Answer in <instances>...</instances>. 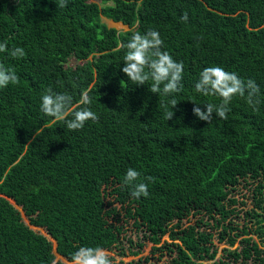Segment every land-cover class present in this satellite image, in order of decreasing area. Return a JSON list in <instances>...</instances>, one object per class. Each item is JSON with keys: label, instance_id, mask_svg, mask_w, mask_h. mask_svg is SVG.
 <instances>
[{"label": "trees", "instance_id": "16d2710c", "mask_svg": "<svg viewBox=\"0 0 264 264\" xmlns=\"http://www.w3.org/2000/svg\"><path fill=\"white\" fill-rule=\"evenodd\" d=\"M101 2L68 0L58 8L55 0H0V42L9 51L26 52L22 59L0 52V65L20 78L0 89V264H71L72 254L84 246L118 248L126 255L121 244L130 221L154 249L168 250V264H264V0ZM185 12L187 22L181 20ZM103 16L129 29L109 26ZM149 28L159 31L164 50L184 64L175 109L172 97L133 84L121 71L123 45ZM73 57L81 61L76 66L68 65ZM211 66L254 79L259 111L236 96L228 120L215 113L209 124L199 120L193 102L204 111L205 104L222 102L195 91L200 72ZM48 88L71 95L76 110L90 107L99 122L69 131L44 115L41 96ZM84 92L90 105L80 104ZM165 104L175 113L170 121ZM129 168L142 181L154 178L144 181L147 198L130 194L132 186L124 183ZM248 180L257 182L261 211L247 212L257 226L244 225L233 234L231 224H223L221 238L228 236L234 245L242 236L241 245L217 257L204 216L222 224L234 210L229 204L237 201L233 189ZM197 213L199 221L184 226L183 219ZM30 225L44 228L66 260L57 259L53 242ZM169 230L178 241L158 247ZM141 239L128 238L132 254L141 251Z\"/></svg>", "mask_w": 264, "mask_h": 264}, {"label": "clouds", "instance_id": "9594fccd", "mask_svg": "<svg viewBox=\"0 0 264 264\" xmlns=\"http://www.w3.org/2000/svg\"><path fill=\"white\" fill-rule=\"evenodd\" d=\"M58 8H66L68 0H55ZM188 13L185 12L181 17L183 22L188 21ZM126 53L123 57L124 67L121 71L126 74L129 81L138 86L150 85L149 91L154 94L172 97L169 103L172 109L178 105L175 99V93L183 89L184 64L177 62L172 55L164 50V41L159 31L149 28L144 34L133 33L130 40L123 45ZM0 52H9V55L16 59H22L26 56L25 49L15 47L9 51L7 42H0ZM19 76L13 69L0 65V89L6 88L9 84H19ZM151 81V83H149ZM195 91L204 96H218L221 103L215 105L207 103L204 105L206 111L202 110L199 104L194 103L193 114L199 120L208 124L215 118L228 120V113L231 111L228 105L234 97L245 98L253 111H259L258 105L261 104L260 87L254 79H242L237 73L226 71L221 66L205 67L199 74V80L195 84ZM81 105H90L91 99L87 92L82 94ZM165 108V118L170 121L173 119L174 111ZM78 110L73 107V97L67 93H56L51 88L45 90L41 96L40 111L54 118L55 121L64 122L67 130H83L88 121L99 122V116L91 110L90 107H79ZM72 118L69 119L68 117ZM154 182V178L147 176L141 180V174L133 168L126 171L124 183L132 186L131 195L136 199L142 196H149L148 183ZM110 254L101 248L80 247L78 251L72 254L71 264H113ZM51 264H57L53 259Z\"/></svg>", "mask_w": 264, "mask_h": 264}, {"label": "rangeland", "instance_id": "374dc122", "mask_svg": "<svg viewBox=\"0 0 264 264\" xmlns=\"http://www.w3.org/2000/svg\"><path fill=\"white\" fill-rule=\"evenodd\" d=\"M99 2L101 5L103 4L101 0H93ZM103 21L109 22L110 25L117 27L119 30H127L129 29L128 25L123 24L122 22H112L111 19H107V17L103 16ZM108 24V23H107ZM80 60H77L76 58H71L68 62V65L70 66H76ZM257 182L253 181H243L239 185L235 187L232 191V197H234L237 201L235 203L229 204L228 207L234 208L233 212L230 214V216L223 221L222 224L214 225L215 221L211 218H209L208 215L204 216L205 221H209V226H204L211 230L214 233L213 241L215 244V247L218 248L217 257L222 255L224 253L225 248H236L240 247L241 243L239 240L242 236H239L237 238V241L234 245H231V243L227 238H221V233L223 231V224L228 225L229 223L233 227V229L228 228L229 233L236 234L239 232L238 228L241 229L244 225L249 226L251 229H255L257 224H255V221L251 216L247 213L248 211H251L252 209L256 208L259 211H261L260 208L256 206L255 203V194H256V187ZM23 213L24 219L27 223H29L28 217L25 215L23 209L21 206H17ZM122 204L118 205V208H121ZM121 214L123 215L125 212L123 208L120 209ZM202 217V214L197 213L190 215L188 218L183 219L184 226L191 224V223H197L199 221V218ZM178 221V219H174L171 223V226L175 224ZM126 230L123 235L124 243L122 242V246L124 247L126 251V255L119 254L120 249L114 248L113 250H106L110 256H114L115 259L112 260L113 264H129L130 262L134 261V264H168L171 261V254L168 253V250L166 248L161 249H154L155 243L150 240L149 238H144L143 233L139 232L134 225L132 224V221L125 224ZM33 229L36 231H39L43 234H46L48 238L53 242L54 249L56 248V240L52 238L50 235L47 234L46 230L42 227L30 225ZM170 226V227H171ZM177 229V228H176ZM171 231L169 230L166 235H164L161 239V242L157 243L158 247L164 246L165 241L168 242H177L178 240L172 239L170 236ZM250 235H253L255 239L260 241V239L257 237V234L251 233ZM132 237L135 242L138 240L143 241L144 246L142 247L141 251L138 254H132L130 252V245L128 238ZM141 237V238H140ZM138 245L134 244V247L132 249H138ZM57 259L66 260L63 256L56 254ZM141 259V260H140Z\"/></svg>", "mask_w": 264, "mask_h": 264}, {"label": "crops", "instance_id": "0c3cea01", "mask_svg": "<svg viewBox=\"0 0 264 264\" xmlns=\"http://www.w3.org/2000/svg\"><path fill=\"white\" fill-rule=\"evenodd\" d=\"M107 19H111V18H108V17H107ZM111 20H112L113 23L115 22L113 19H111ZM105 22H106V21H105ZM107 23H108L109 26H112V25L109 24L108 21H107Z\"/></svg>", "mask_w": 264, "mask_h": 264}, {"label": "water", "instance_id": "95a60500", "mask_svg": "<svg viewBox=\"0 0 264 264\" xmlns=\"http://www.w3.org/2000/svg\"><path fill=\"white\" fill-rule=\"evenodd\" d=\"M56 243H57V241H56ZM55 252H57L56 248H55ZM57 254H58V252H57Z\"/></svg>", "mask_w": 264, "mask_h": 264}]
</instances>
